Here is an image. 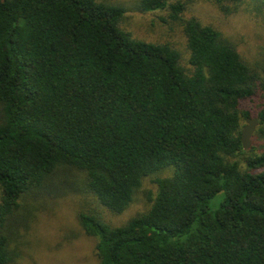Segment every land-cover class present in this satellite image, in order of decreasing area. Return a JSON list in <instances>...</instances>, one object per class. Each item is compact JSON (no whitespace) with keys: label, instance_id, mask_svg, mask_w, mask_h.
Listing matches in <instances>:
<instances>
[{"label":"trees","instance_id":"trees-1","mask_svg":"<svg viewBox=\"0 0 264 264\" xmlns=\"http://www.w3.org/2000/svg\"><path fill=\"white\" fill-rule=\"evenodd\" d=\"M202 3L264 25V0H140L185 17L187 68L124 30L123 5L0 0V264L17 256L12 223L68 172L120 213L162 168L149 207L124 223L78 212L97 264H264V70L219 25L185 16ZM256 106L254 152L230 160Z\"/></svg>","mask_w":264,"mask_h":264},{"label":"rangeland","instance_id":"rangeland-1","mask_svg":"<svg viewBox=\"0 0 264 264\" xmlns=\"http://www.w3.org/2000/svg\"><path fill=\"white\" fill-rule=\"evenodd\" d=\"M105 1L125 7L126 12L120 22L124 30L135 38L169 44L180 53L181 64L190 68L189 49L182 25L185 17L181 22L180 19L171 18L167 9L141 10L140 0ZM176 1L178 0H167L168 3ZM192 14L203 22L219 25L224 34L238 44L246 59L256 66L263 67L264 70V25L250 22L242 13L226 17L214 11L207 3L195 4L185 16ZM257 97L262 98L263 106L264 90ZM255 105L257 103H248L249 108ZM256 110L257 106L254 114L247 117H255L257 120L250 146L243 147V151L231 156L230 160L243 162L254 152L252 146L256 140H259ZM245 124L246 118L242 122V128ZM170 174V168H162L145 176L126 209L120 213H113L83 190L80 183L81 174L68 172V177H65L64 181L65 187L63 185L54 191L46 190L37 202H33L37 205V209L33 216H29L26 223L20 225L17 222L12 223L15 229L20 228V236L16 243L17 256L9 264H97L95 240L82 229L77 218L78 212H97L107 223L120 225L149 207L151 197L155 195L157 189L155 179Z\"/></svg>","mask_w":264,"mask_h":264},{"label":"water","instance_id":"water-1","mask_svg":"<svg viewBox=\"0 0 264 264\" xmlns=\"http://www.w3.org/2000/svg\"><path fill=\"white\" fill-rule=\"evenodd\" d=\"M257 120L255 117L253 118H246V124L243 126L241 130V143L244 148H248L251 143V136L255 129Z\"/></svg>","mask_w":264,"mask_h":264}]
</instances>
